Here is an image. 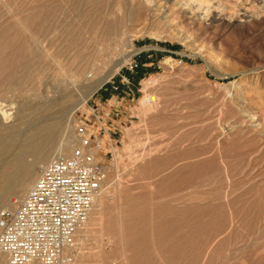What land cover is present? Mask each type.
Instances as JSON below:
<instances>
[{
    "label": "rangeland",
    "instance_id": "obj_1",
    "mask_svg": "<svg viewBox=\"0 0 264 264\" xmlns=\"http://www.w3.org/2000/svg\"><path fill=\"white\" fill-rule=\"evenodd\" d=\"M74 1L0 0V123L19 124L18 114L33 126L58 120V141L78 138L85 102L121 111L120 132L98 155L102 194L72 264H264V0H206L219 10L205 21L179 10L161 21L117 0L101 1L100 19L86 18L83 0ZM53 7L60 38L43 46L55 61L42 59L26 79L28 33ZM120 19L128 22L115 44ZM13 75L26 81L10 86ZM65 91L75 95L67 105L37 109ZM145 94L156 103L141 107ZM4 109L15 118L4 122ZM5 197L0 210L18 195Z\"/></svg>",
    "mask_w": 264,
    "mask_h": 264
},
{
    "label": "built area",
    "instance_id": "obj_2",
    "mask_svg": "<svg viewBox=\"0 0 264 264\" xmlns=\"http://www.w3.org/2000/svg\"><path fill=\"white\" fill-rule=\"evenodd\" d=\"M138 65L131 62L130 68ZM120 115L119 107L107 112L101 104L82 105L72 154L55 156L24 197H12L0 210V264L72 263L106 175L98 155L108 136L114 140L120 132Z\"/></svg>",
    "mask_w": 264,
    "mask_h": 264
},
{
    "label": "bare ground",
    "instance_id": "obj_3",
    "mask_svg": "<svg viewBox=\"0 0 264 264\" xmlns=\"http://www.w3.org/2000/svg\"><path fill=\"white\" fill-rule=\"evenodd\" d=\"M76 1V0H75ZM74 1V3H75ZM101 1L102 0H83V4H84V8L83 10H81V12H84V16L87 18V16H89V14H92V12L96 13L98 12L97 10H100V8H98L101 5ZM78 2V1H76ZM80 2V1H79ZM108 3V2H107ZM81 4V2H80ZM79 3L77 4L80 5ZM235 4V3H234ZM40 6V5H39ZM63 6V5H62ZM66 6V5H65ZM64 6V7H65ZM75 5H73L74 7ZM81 6V5H80ZM122 6H126L128 7V9L130 11H132V8L136 9L137 13L139 11H145L153 14L154 16H158L159 19L162 21H165V19L167 20L168 17H170L171 13L175 10H179L185 12L186 15H189L191 18H193L194 21L197 20H201V21H205V20H209L213 14H216L214 12H217L219 10V5H212V4H207L206 0H117L115 2V7L116 8H121ZM42 7V6H41ZM40 7V8H41ZM261 7V6H260ZM35 8V7H34ZM54 8V7H53ZM71 8V7H69ZM59 9V8H58ZM244 9V8H243ZM30 10V9H28ZM51 10V9H50ZM76 10V9H75ZM80 10V9H79ZM260 10V9H259ZM60 12V10H58ZM141 11V12H142ZM249 11V10H248ZM32 12V11H31ZM63 12V11H62ZM61 12V13H62ZM135 12V13H136ZM247 12V11H246ZM255 12V11H254ZM39 13V12H38ZM134 15H138L135 14ZM37 14V13H36ZM58 12L56 11V7L51 10L49 13H46L41 17V20L39 22V24L37 25L38 28L36 29V32H30L28 30L29 27L23 26L20 21H17V23L19 22L20 26L22 25L23 27L22 30H26L30 33L29 34V38H28V42L26 41V43H28L27 45H25L27 48L28 46V51L30 52L29 55H31V64L28 66V64L22 63L23 65H27L25 68H31L30 69V75L25 74L26 75V79L27 78H32L33 73L35 74V68L40 69L42 67L40 63L41 60L43 59H52L54 60V57L52 56L53 54H50L49 48H46V46L44 47V43L45 40H52V42H54L55 39H57L58 33L55 31L57 30V25L56 22L59 21L56 19ZM64 13H62L63 15ZM98 15V18L100 19V12L96 13ZM95 14V15H96ZM142 14V13H141ZM253 14V13H252ZM25 15V14H24ZM77 15V14H76ZM140 15V13H139ZM146 15V13H145ZM152 15V16H153ZM249 15V14H248ZM70 16V15H69ZM68 16V17H69ZM83 16V15H82ZM131 16V14L129 15V17ZM133 16V15H132ZM147 16V15H146ZM145 16V18H147ZM149 16V15H148ZM32 17V16H31ZM38 17V16H37ZM74 17V16H73ZM92 17V15H91ZM90 17V18H91ZM95 17V16H93ZM92 17V18H93ZM187 17V16H186ZM214 17V16H213ZM22 18L23 15H22ZM29 18V17H28ZM154 19V18H153ZM83 20V19H82ZM81 20V21H82ZM122 19H120L117 22V26L115 28H113V31L111 32L115 38H117V42L115 44H118L121 42V39L124 37V33L126 31V29L124 27H126V23L128 21H124V22H120ZM128 20V18H127ZM157 20V19H156ZM27 21V20H26ZM26 21L24 23H26ZM35 21V19L33 20V22ZM65 21V20H64ZM67 21V20H66ZM80 22V21H79ZM17 23H15V25H17ZM59 23V22H58ZM57 23V24H58ZM123 23V24H122ZM31 24V23H30ZM65 24V22H64ZM75 25V24H74ZM11 26V25H10ZM13 26V25H12ZM18 26V25H17ZM19 26V28H20ZM70 26V25H69ZM83 26V25H82ZM16 27V26H15ZM84 27V26H83ZM9 28V27H8ZM13 28V27H12ZM62 28V27H61ZM30 29V28H29ZM73 28H71L72 31ZM77 29V28H76ZM9 30V29H8ZM7 30V31H8ZM21 30V31H22ZM67 30V29H66ZM70 30V29H69ZM6 31V30H5ZM4 31V33H5ZM13 31V30H12ZM20 31V32H21ZM68 31V30H67ZM66 31V32H67ZM76 31V30H75ZM81 31V30H80ZM17 32V31H16ZM65 32V31H64ZM73 32V31H72ZM71 32V33H72ZM25 33V32H24ZM54 33V34H53ZM62 33V32H61ZM68 33V32H67ZM71 33L69 32L68 34L71 35ZM76 33V32H75ZM127 33V32H126ZM3 34V33H2ZM52 34V36H51ZM60 34V33H59ZM64 34V33H63ZM68 34H66L68 36ZM57 36L55 38V36ZM74 33H73V39H75L74 37ZM4 36V34H3ZM52 38H51V37ZM79 36V35H78ZM81 36V35H80ZM1 37V36H0ZM6 37V35H5ZM24 37V36H23ZM70 37V36H69ZM72 37V36H71ZM192 37V36H191ZM26 38V37H25ZM60 38V37H59ZM64 38V37H63ZM79 38V37H77ZM62 39V38H61ZM66 39V38H65ZM72 39V38H71ZM75 39L74 42H72L71 44L73 45V43L76 42ZM68 41V40H67ZM73 41V40H72ZM71 42V41H70ZM69 42V43H70ZM25 43V42H24ZM23 43V45H24ZM66 43V42H65ZM51 44V43H50ZM55 44V43H54ZM57 44H59V42H57ZM69 45L70 48H72V45ZM22 45V51H23V46ZM53 45V44H52ZM50 45V46H52ZM60 45V44H59ZM64 45V44H63ZM79 45V44H78ZM49 46V47H50ZM117 46V45H115ZM120 46V45H119ZM117 46V47H119ZM56 47V45H55ZM75 47V45H74ZM58 48V47H57ZM68 49V47H66ZM62 49V48H61ZM51 50V49H50ZM28 51H26V53H28ZM39 54V57H36V54ZM52 53V52H51ZM37 54V55H38ZM58 54V53H57ZM24 55V54H23ZM33 55V56H32ZM11 56V55H10ZM63 56V55H62ZM9 58V56H8ZM57 59V58H56ZM60 59V58H59ZM171 57H166L167 61H172ZM13 60V59H12ZM24 60V59H23ZM30 61V60H29ZM59 61V60H58ZM6 62V61H5ZM8 62V61H7ZM27 63V62H26ZM10 64V63H8ZM7 64V65H8ZM39 66H38V65ZM37 65V67H35ZM49 65V64H48ZM59 65V64H58ZM10 65H8L9 67ZM43 66V65H42ZM5 67V66H4ZM3 67V68H4ZM48 67V66H47ZM50 67V66H49ZM55 68V67H54ZM7 69V68H6ZM27 69V71H29ZM37 69V70H38ZM46 69V68H45ZM56 69V68H55ZM62 69V68H61ZM64 69V68H63ZM2 70V69H1ZM50 70V69H49ZM35 71V72H34ZM48 71V70H47ZM39 72V71H38ZM61 72V70H60ZM64 72V71H63ZM3 73L4 70H3ZM12 73V72H11ZM65 73V72H64ZM85 72L83 71V74ZM10 74V73H9ZM66 74V73H65ZM29 77H28V76ZM3 76V75H2ZM41 76V75H40ZM59 76V75H58ZM7 77V78H6ZM5 80L6 83H8L10 86H17L18 84H20L25 78L23 77H19V76H6ZM73 78L79 79L78 75H73ZM25 79V81H26ZM28 79V80H29ZM34 79V77H33ZM41 79V78H40ZM45 80V79H44ZM106 79L104 80H99L98 82H96V85L94 87L93 90H96L97 88L101 87V85L105 82ZM24 81V82H25ZM34 81V80H32ZM4 83V82H3ZM29 83V81H28ZM2 84V83H1ZM35 84V83H34ZM38 84V83H37ZM25 85V84H24ZM36 85V84H35ZM9 87V86H8ZM13 87V88H14ZM18 87H20L18 85ZM7 87L5 86V89ZM8 89V88H7ZM12 89V87H11ZM15 89V88H14ZM9 90V89H8ZM17 90V89H16ZM15 90V91H16ZM64 91V90H63ZM71 91V90H70ZM66 92L64 93L63 96H61V101H45L43 104H41V102L39 101L38 104L39 107L37 108L38 110H43L44 107H51L53 104L57 103L58 105H67L65 103V101H71L73 100V97L75 96L73 92ZM9 92V91H8ZM11 92V91H10ZM44 94V93H43ZM15 95V94H14ZM156 101V97H154L151 94H145L142 98H141V107H145L147 106L150 102H152V104H154V102ZM156 103V102H155ZM36 104V103H35ZM34 104V105H35ZM151 104V105H152ZM150 105V106H151ZM38 106V105H37ZM54 106V105H53ZM36 107V106H35ZM46 108V109H48ZM62 108V107H61ZM61 110V109H60ZM2 119L4 120V122H7V119H12L11 117H14L12 115V112H9L7 109L2 110ZM60 112V111H59ZM1 114V113H0ZM250 115V114H249ZM19 118H21L22 122H20L19 124L16 123L13 126H6L4 123H0V200L4 199V197L9 193H14L17 194L18 197H24V193H26V191L28 189H30L31 185L34 184L36 182V180L38 179V177H34V167L38 164V163H42V162H47L51 156L53 154L54 157L57 155H66L69 156L72 154L74 148L76 145L79 144V138H77L76 135H74L73 133L69 134L68 136L63 137L62 139L59 138V140L57 141V137L59 136L60 132V123L58 120H50L48 119L47 121H45L44 123L38 125V126H33L32 121L25 118L26 116H22L19 115ZM246 116V115H245ZM15 118V117H14ZM250 118V117H249ZM252 119H254L255 117H252ZM6 119V121H5ZM56 119V118H55ZM2 120V121H3ZM33 120V119H32ZM250 120V119H249ZM251 121V120H250ZM4 124V125H2ZM6 127V128H5ZM108 141L112 142L110 139V136H108ZM127 148H132L131 145H128ZM9 151H14L12 153V155L9 157L8 155V159L6 154ZM11 154V153H10ZM30 156L32 157L31 161L27 160V157ZM52 160V159H51ZM44 165L40 166V168L44 167ZM107 171V170H106ZM38 175V174H37ZM39 176V175H38ZM35 181V182H34ZM34 182V183H33ZM102 185L100 186V189L98 190V193L95 197L94 203L96 202L97 198L102 194ZM7 198V197H5ZM8 199V198H7ZM1 203V202H0ZM7 204V203H6ZM9 203L6 205L8 206ZM94 205V204H93ZM2 206V205H1ZM4 206V207H6ZM3 208V207H2ZM92 212V211H91ZM91 212L88 218V222L85 223V225L80 229L78 235L82 232V233H86L89 232V220L91 219ZM84 233V234H85ZM78 238V237H77ZM82 240L80 237L78 238V240ZM79 240V242H80ZM2 260V256H0V261ZM72 264V263H70Z\"/></svg>",
    "mask_w": 264,
    "mask_h": 264
},
{
    "label": "water",
    "instance_id": "obj_4",
    "mask_svg": "<svg viewBox=\"0 0 264 264\" xmlns=\"http://www.w3.org/2000/svg\"><path fill=\"white\" fill-rule=\"evenodd\" d=\"M9 153H10V152H8V153L6 154V156L9 155Z\"/></svg>",
    "mask_w": 264,
    "mask_h": 264
},
{
    "label": "crops",
    "instance_id": "obj_5",
    "mask_svg": "<svg viewBox=\"0 0 264 264\" xmlns=\"http://www.w3.org/2000/svg\"><path fill=\"white\" fill-rule=\"evenodd\" d=\"M120 117H121V115H120Z\"/></svg>",
    "mask_w": 264,
    "mask_h": 264
}]
</instances>
